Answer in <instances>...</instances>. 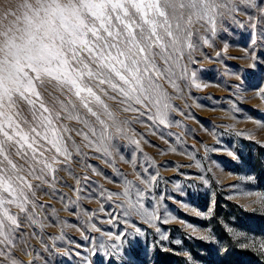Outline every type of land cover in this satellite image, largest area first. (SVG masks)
I'll return each mask as SVG.
<instances>
[{"label":"rangeland","instance_id":"obj_1","mask_svg":"<svg viewBox=\"0 0 264 264\" xmlns=\"http://www.w3.org/2000/svg\"><path fill=\"white\" fill-rule=\"evenodd\" d=\"M21 2L0 0V24ZM254 4L182 22L179 51L158 61L179 90L165 75L130 110L102 97L111 116L98 109L91 131L66 122L88 139L71 133L54 189H25V213L8 206L19 227L0 264H264V0Z\"/></svg>","mask_w":264,"mask_h":264},{"label":"snow or ice","instance_id":"obj_2","mask_svg":"<svg viewBox=\"0 0 264 264\" xmlns=\"http://www.w3.org/2000/svg\"><path fill=\"white\" fill-rule=\"evenodd\" d=\"M240 4L255 7L254 0H22L19 15L8 13L14 21L0 24V243L19 227L8 206L25 213V189L33 197L45 184L54 189L58 165L72 155L71 133L88 139L67 121L91 131L89 116L103 123L98 109L111 116L102 97L130 110L165 75L179 90L158 61L179 51L182 22L219 8L231 14Z\"/></svg>","mask_w":264,"mask_h":264}]
</instances>
